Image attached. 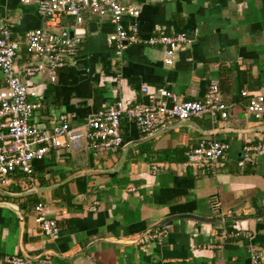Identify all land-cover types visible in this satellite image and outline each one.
Instances as JSON below:
<instances>
[{
  "label": "crops",
  "instance_id": "1",
  "mask_svg": "<svg viewBox=\"0 0 264 264\" xmlns=\"http://www.w3.org/2000/svg\"><path fill=\"white\" fill-rule=\"evenodd\" d=\"M40 1L0 0V28L8 27L22 45L28 31L46 27L38 14ZM119 3L139 8L137 17H124L121 22L126 28L135 25L141 43L127 45L117 58L107 44L113 29L109 16L86 12L77 54L55 73V80L51 82L45 73L22 78L28 101L37 106L41 127L49 128L66 114L71 127L77 128L118 99L126 106L147 104L159 97V89L181 100L200 101L212 83L229 106L228 117L224 121L195 118L191 122L197 128H175L133 146L114 173L109 170L117 165L122 149L143 139L133 124L122 122L123 145L113 153H96L85 139L75 146L66 138L61 149L32 163L33 183L13 175L0 185V203L12 205L0 206V260L7 256L24 258L28 264L42 260L51 264H250L255 254L260 256L258 264H264V130H252L264 126V119L248 115L247 98L241 96L243 91L249 97L264 96V0ZM73 24L72 18L61 21L69 33ZM158 32L186 37L171 66L164 63L159 47L144 44ZM25 62L22 48L15 63L18 72ZM203 136L228 145L223 167L214 174L185 165L186 153ZM245 145H259L260 151L252 164L239 167ZM39 188L45 190L16 196ZM38 205L43 206V216L57 222L56 235L41 232ZM170 218L161 227L167 235L160 242L152 237L157 230L144 237ZM224 231L239 235L222 240ZM243 233H249L248 238Z\"/></svg>",
  "mask_w": 264,
  "mask_h": 264
},
{
  "label": "built area",
  "instance_id": "2",
  "mask_svg": "<svg viewBox=\"0 0 264 264\" xmlns=\"http://www.w3.org/2000/svg\"><path fill=\"white\" fill-rule=\"evenodd\" d=\"M109 16L112 32L107 36V44L113 49L117 58L127 45L141 43L135 25L124 27V17H137L139 8L133 5L123 6L119 0H42L38 3V14L46 23L45 28L28 31L22 45L11 37V30L0 28V73L3 76L4 88L0 90V185H6L8 178L17 175L26 183H33L35 160L43 159L50 151L59 150L68 138L71 145H79L82 139L96 153H113L123 145L121 132L122 122L133 124L142 138L155 135L174 122L191 121L195 118H209L213 121H224L228 117L229 106L221 97L216 84L212 83L204 98L200 101L181 100L170 91L158 90V98L149 103L126 106L120 99L108 107H102L84 124L72 128L70 118L61 114L57 123L49 128L41 127L35 115L36 105L27 99V85L22 78H30L45 73L51 82L55 73L67 67L75 58L81 44L83 14ZM74 20L72 32L61 27L63 18ZM183 34L165 35L158 32L144 44L159 47L163 51L164 63L171 66L175 53L186 44ZM26 54V62L20 72L15 63L21 49ZM146 92V90H143ZM247 98L246 113L255 120L264 119V96L249 97L246 91L241 92ZM227 143L214 138H200L196 146L186 153L185 165L193 170L214 174L223 167ZM260 146L245 145L243 159L239 167L252 164ZM152 165V170H155ZM212 208H217L216 204ZM92 211L94 208L91 209ZM36 212L43 214V206L38 205ZM41 232L48 237L59 232L53 218L42 217ZM167 235L163 227L156 231L154 239L160 242ZM239 234H220L222 240L236 237ZM248 238L249 233H243ZM260 256L251 255L250 264H258ZM0 264H28L20 257H3ZM38 264H51L42 260Z\"/></svg>",
  "mask_w": 264,
  "mask_h": 264
},
{
  "label": "water",
  "instance_id": "3",
  "mask_svg": "<svg viewBox=\"0 0 264 264\" xmlns=\"http://www.w3.org/2000/svg\"><path fill=\"white\" fill-rule=\"evenodd\" d=\"M179 127H196V125H195L193 122H191V121L179 122V123H177V124H175V125H173V126H170V127H168L167 129H165V130H163V131H161V132H159V133H157V134H155V135H152V136H150V137H147V138H144V139L139 140V141H137V142H134V143H131V144L126 145V146L122 149V154H121V157H120V159H119L117 165H116L114 168H112L111 170H109V172H113V173H114V172L119 171V169L121 168V166H122V164H123V162H124V160H125V155L127 154L128 150H129L130 148H132L133 146H136V145H138V144H141V143H143V142H146V141L150 140L151 138H154V137H156V136H158V135H160V134H163V133H165V132H167V131H170V130H173V129H175V128H179ZM196 128H197V127H196ZM252 130L258 132V131L264 130V126H259V127L255 128V129H252ZM199 132H201V133H203V134H205V135H207V136H210V135L213 134V133H208V132H205V131H199ZM219 132H220V131H216L215 133H219ZM242 132H248V131L245 130V131H242ZM107 172H108V171H107ZM51 188H52V187H49L48 189H51ZM43 190H45V189H42V188H39V189H30L29 191H26V192H23V193L17 194L16 196L22 197V196L29 195V194H32V193H39V192H41V191H43ZM0 206L11 207L12 205H10V204H6V203H0ZM14 208H15V207H14ZM11 209H12V208H11ZM12 210H14V209H12ZM14 211L18 214V210H14ZM186 217H187V218H191V219H195V220H197V221L205 222V223H212V222L214 223V222H217V220H215V219H205V218H199V217H196V216H186ZM174 218H175V217H174ZM169 221H171V218H170V219H165L164 221L158 223V224L155 225L152 229H150L149 231H146L144 237L147 236V235H149L151 232H153V231H155V230H158L159 228H161L162 226H164V225H165L166 223H168Z\"/></svg>",
  "mask_w": 264,
  "mask_h": 264
},
{
  "label": "rangeland",
  "instance_id": "4",
  "mask_svg": "<svg viewBox=\"0 0 264 264\" xmlns=\"http://www.w3.org/2000/svg\"><path fill=\"white\" fill-rule=\"evenodd\" d=\"M186 101H187V100H186ZM177 123H179V122H177ZM172 126H173V125H172ZM169 127H170V126H169ZM149 137H150V136H149ZM203 137H206V136H203ZM203 137H202V138H203ZM145 138H147V137H145ZM206 138H209V137H206ZM143 139H144V138H143Z\"/></svg>",
  "mask_w": 264,
  "mask_h": 264
},
{
  "label": "trees",
  "instance_id": "5",
  "mask_svg": "<svg viewBox=\"0 0 264 264\" xmlns=\"http://www.w3.org/2000/svg\"><path fill=\"white\" fill-rule=\"evenodd\" d=\"M165 153V152H164Z\"/></svg>",
  "mask_w": 264,
  "mask_h": 264
}]
</instances>
